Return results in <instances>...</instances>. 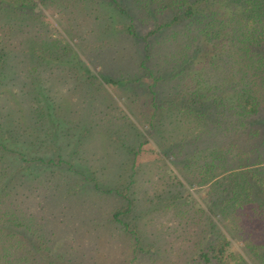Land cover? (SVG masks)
Masks as SVG:
<instances>
[{"label": "trees", "instance_id": "trees-1", "mask_svg": "<svg viewBox=\"0 0 264 264\" xmlns=\"http://www.w3.org/2000/svg\"><path fill=\"white\" fill-rule=\"evenodd\" d=\"M51 1L61 8L76 0ZM104 1L136 43L124 48L139 54L134 76L119 84L146 88L160 100L158 110L166 108L153 117V137L166 143L157 132L170 126L173 142L163 149L186 184L174 173L186 191H169L178 198L171 211L188 226L185 264H264V0ZM33 3L0 0V14L15 7L18 16L20 6ZM3 35L0 95L9 94L15 74L24 82L20 92H33L25 96L28 119L0 106V244L23 239L25 246L35 232L24 199L56 177L88 178L73 163L90 130L63 115L43 65L27 68ZM199 53L207 61L196 62ZM218 69L229 77L220 78ZM169 97L171 111L164 105Z\"/></svg>", "mask_w": 264, "mask_h": 264}, {"label": "rangeland", "instance_id": "rangeland-1", "mask_svg": "<svg viewBox=\"0 0 264 264\" xmlns=\"http://www.w3.org/2000/svg\"><path fill=\"white\" fill-rule=\"evenodd\" d=\"M95 3L76 0L60 8L51 0H34L30 7L20 6L18 16L15 7L0 14V34L18 60L27 68L40 62L52 93L66 109L63 115L90 130L73 163L88 178L76 173L56 177L24 199L34 240L25 246L23 239L0 244V264L187 262L188 226L170 208L178 201L171 188L186 191L173 176L185 184L181 172L163 149L173 142L170 126L157 132L166 143L153 137V117L161 118L166 108L161 113L160 100L146 88L122 89V77L134 76L139 68L138 51L124 46L136 43L122 33L119 18L104 0ZM196 57L198 63L207 61L201 53ZM218 74L229 77L228 69ZM13 77L14 83L6 85L9 94L0 95V106L28 119L30 99L25 96L33 91L22 94V77ZM168 101L164 105L171 111L170 97ZM40 235L46 237L39 241Z\"/></svg>", "mask_w": 264, "mask_h": 264}]
</instances>
